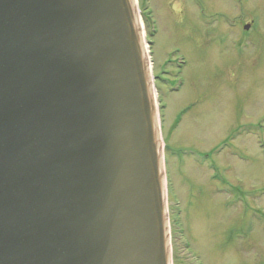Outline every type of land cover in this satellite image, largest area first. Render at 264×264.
<instances>
[{
	"label": "water",
	"instance_id": "obj_1",
	"mask_svg": "<svg viewBox=\"0 0 264 264\" xmlns=\"http://www.w3.org/2000/svg\"><path fill=\"white\" fill-rule=\"evenodd\" d=\"M0 264H171L134 0H0Z\"/></svg>",
	"mask_w": 264,
	"mask_h": 264
},
{
	"label": "rangeland",
	"instance_id": "obj_2",
	"mask_svg": "<svg viewBox=\"0 0 264 264\" xmlns=\"http://www.w3.org/2000/svg\"><path fill=\"white\" fill-rule=\"evenodd\" d=\"M135 2L146 41L142 9L153 26L172 264H264V0Z\"/></svg>",
	"mask_w": 264,
	"mask_h": 264
},
{
	"label": "trees",
	"instance_id": "obj_3",
	"mask_svg": "<svg viewBox=\"0 0 264 264\" xmlns=\"http://www.w3.org/2000/svg\"><path fill=\"white\" fill-rule=\"evenodd\" d=\"M141 16L143 18V22L145 23L146 27H147V36H151V19L150 16L148 14H145L144 12L141 13Z\"/></svg>",
	"mask_w": 264,
	"mask_h": 264
},
{
	"label": "bare ground",
	"instance_id": "obj_4",
	"mask_svg": "<svg viewBox=\"0 0 264 264\" xmlns=\"http://www.w3.org/2000/svg\"><path fill=\"white\" fill-rule=\"evenodd\" d=\"M139 22L142 23V21H140V20H139ZM142 31H143V30H142ZM150 68H151V67H150ZM150 68H149V69H150ZM190 171L193 172V170H190ZM195 173H197V172H193L194 175H195Z\"/></svg>",
	"mask_w": 264,
	"mask_h": 264
}]
</instances>
